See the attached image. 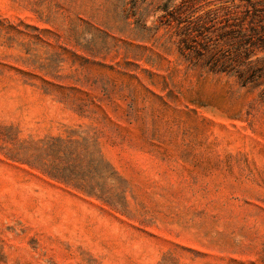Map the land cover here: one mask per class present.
Here are the masks:
<instances>
[{
	"label": "rangeland",
	"instance_id": "374dc122",
	"mask_svg": "<svg viewBox=\"0 0 264 264\" xmlns=\"http://www.w3.org/2000/svg\"><path fill=\"white\" fill-rule=\"evenodd\" d=\"M166 1L0 0V264H264V0ZM183 2L250 58L185 60Z\"/></svg>",
	"mask_w": 264,
	"mask_h": 264
},
{
	"label": "trees",
	"instance_id": "16d2710c",
	"mask_svg": "<svg viewBox=\"0 0 264 264\" xmlns=\"http://www.w3.org/2000/svg\"><path fill=\"white\" fill-rule=\"evenodd\" d=\"M140 0H125V5H130V8H135L138 5ZM169 1V0H168ZM168 1L164 3L163 10L167 11ZM130 8L126 10H130ZM186 10V6L184 2L177 7L175 11H171L170 13L162 15L163 17H167L170 15L175 20H177L178 24L185 23L182 27V35L183 37L179 39V53L181 56L185 58V60L192 61V57L197 59L195 62L193 61L192 64H196L200 58L205 56L209 53L213 48H215L218 43L222 40L231 41V43H227L230 45V49L227 50H218L210 57L208 63L213 61L210 66L211 70L215 71H231L227 67L230 65L228 62L235 61L240 59L242 56L245 58H250V54L252 53L249 49L254 43H249V39L245 40L244 37L246 33L243 31V24H228L224 23L220 27H215V23L207 26L208 21H213L215 17L210 19H206L211 12H206L204 15L195 16L196 9H192L188 15L185 17L181 16ZM176 14V16H174ZM146 22V19L139 18L137 22ZM169 18H166V22L168 23ZM144 24V23H143ZM169 24V23H168ZM212 27L214 31L217 29H221L222 32L218 34L217 39H212L207 33L210 31ZM236 40V41H235ZM262 42H264V38H260ZM238 43L237 47L234 48L233 44ZM232 46V47H231ZM208 65V64H207ZM239 76L242 75L241 70H236ZM77 141H73L71 139H65L61 137H50L48 141H46V145L52 153H62L63 156L69 158L74 153H77L78 147L76 146ZM75 145V146H74ZM101 164V160H98V166ZM77 165L70 163V164H60L56 168V172L51 174L53 177H58L62 179V181L66 183L73 182L76 187L80 189H86V179L80 171H77ZM92 191L93 187L90 188Z\"/></svg>",
	"mask_w": 264,
	"mask_h": 264
}]
</instances>
